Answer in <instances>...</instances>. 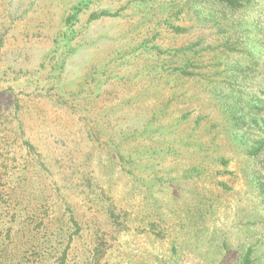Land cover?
Returning <instances> with one entry per match:
<instances>
[{
	"label": "rangeland",
	"instance_id": "rangeland-1",
	"mask_svg": "<svg viewBox=\"0 0 264 264\" xmlns=\"http://www.w3.org/2000/svg\"><path fill=\"white\" fill-rule=\"evenodd\" d=\"M188 2L0 0V264H30L48 239L70 242L66 264H264V60L240 58L264 11L203 22ZM101 11L118 16L89 22ZM190 44L201 75L163 74ZM57 64L70 82L114 74L61 104ZM116 145L135 163L111 161Z\"/></svg>",
	"mask_w": 264,
	"mask_h": 264
},
{
	"label": "trees",
	"instance_id": "trees-1",
	"mask_svg": "<svg viewBox=\"0 0 264 264\" xmlns=\"http://www.w3.org/2000/svg\"><path fill=\"white\" fill-rule=\"evenodd\" d=\"M82 1L86 3V6L87 5L89 6L95 0H82ZM188 4L191 6V9H192V10L190 9L189 12L192 13V11H194V14H196L198 19H200L203 22H215V21L217 22V20H219L221 16L223 18L228 11L232 13H236L238 11L245 10L253 6L261 5L262 10L264 11V0H189ZM82 10L83 9H78L77 13L73 15V17L77 19V16L80 13L79 11H82ZM109 16L116 17L118 16V13H111L108 11H101L99 13H93L90 16L89 22H93L95 20L101 19L103 17H109ZM231 20H232L231 17L226 18L225 24H228L229 22L231 23L232 22ZM166 24H168L169 28H171L172 26V28L177 33H185L188 31L186 28L170 25L169 21H166ZM228 25L230 26L236 25L240 27L243 26V29H246L247 27L242 24L237 25V22H232L231 24H228ZM255 35H254L255 38L253 40H251L250 42L249 41L247 42L246 44L247 47L245 46V50L247 48L248 49L246 51L245 50L241 51L242 57L239 55L240 58H244L245 60H248L250 64H253V63L258 64L257 62L258 60L260 59L264 60V22L260 23L259 29L255 32ZM73 37L76 38V35L74 34ZM72 40L73 38L71 39V41ZM223 46L224 48L227 47L226 45H223ZM194 49H195V44H192V45L190 44L186 47L180 48L178 51H173L176 54L172 55V57H176L177 54H180V57L182 59L181 65L180 66L172 65L171 67H167L166 63L163 62L161 63L162 65L161 72L163 74H167V76H169L170 78L175 79V81H181L182 79L189 80V79H193L201 75V73L191 71V69L193 68L200 69V66H195V64L193 63V59L191 57V55H193ZM155 50H158L160 54H163V55L166 54V52L161 50V48L158 46H155ZM74 51L75 50H73V52ZM167 53L171 54L172 52L167 51ZM234 64H235V68H238V73H239L240 68L243 67L242 63L236 62ZM110 66L111 65L109 64L106 67V69L102 71V73H99L97 68H95V70H91L89 73H86L84 78H75L72 82H70L62 78L64 67L61 64L60 65L57 64V68L54 67L50 70L51 74L48 80L49 81L53 80V82L52 81L51 82L55 84V86H53L52 88L56 89L57 101L59 100L58 102H62L61 104H65V103H70V102L76 103L77 101L78 104H81L84 102V100H86L87 97H84V96L87 93L97 92L101 90L102 86L113 77L114 73H109L111 71ZM44 67L46 66L44 65ZM238 73L233 72V75L228 77V79L222 81V83H220L216 87L217 89L220 88V90H216V91L221 94L230 95L231 94L230 86L232 85L233 87L231 88L232 90L235 89L234 87L235 82L239 80ZM98 74H101L103 76L102 78L103 81L95 77ZM233 82H234V85H233ZM69 83L70 84L73 83L74 87L71 86ZM172 94H176V91L172 90ZM79 108H80V105H79ZM158 119L159 118L157 117V115H154L153 120L157 121ZM94 126L95 127L92 128L90 133L93 136H95V138L100 139V137L103 134L102 132L104 130L102 129L99 119H97ZM95 128L97 129V131L95 130ZM104 132L106 133L107 130H105ZM117 132L118 131L116 130V128L112 127L111 130L108 132L110 136L109 138L110 139L113 138V135H115ZM126 138H135V137L133 135H130V136H127ZM125 144H129V143H125ZM114 148H115L114 152L111 155L112 156L111 161H115V160L117 161L118 159L119 161H122V162L124 161L125 163L129 164L131 163L130 160L132 159V162L135 163L133 159L134 157H133L132 151L120 145H116ZM140 152H142V154H145V152L151 153L150 151H140ZM154 152H155L153 153L154 155L158 154V151L154 150ZM219 162H222L224 165L228 164L227 159L223 157L220 159ZM203 171L205 170L203 169ZM129 172L131 173V170H129ZM225 172L228 173V171H225ZM220 185L226 186L223 183H220ZM72 219H73L75 226L79 229L80 227L77 221L74 218ZM34 246L39 252V255L37 254L35 259H31L32 261L30 264H66L67 254L70 248V242H68L66 245L64 243V239H62L61 241L54 240V239L52 240L48 239L46 241L44 240L43 242L32 241V247ZM25 247H27V245H25ZM27 248L28 250L31 249V247H27ZM27 248L25 249V251H27ZM250 257H251V252H247V254L245 255L243 259L242 264H252V260ZM23 259H24L23 263H20V264H28L25 261V260H28V258L24 257Z\"/></svg>",
	"mask_w": 264,
	"mask_h": 264
}]
</instances>
